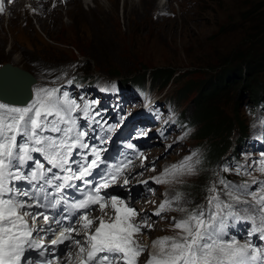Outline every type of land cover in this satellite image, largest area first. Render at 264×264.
Masks as SVG:
<instances>
[{
  "label": "rangeland",
  "instance_id": "rangeland-1",
  "mask_svg": "<svg viewBox=\"0 0 264 264\" xmlns=\"http://www.w3.org/2000/svg\"><path fill=\"white\" fill-rule=\"evenodd\" d=\"M41 1L47 5L38 13L31 1L25 0V12L10 13L9 17L3 11L0 17V63L14 61L12 64L19 63L39 78L35 92L40 87H57L67 77L82 76V68L87 66L88 75L116 76L119 81L146 79L156 94L175 97L183 128L173 125L159 140L150 139L158 136L155 134L146 137L153 146H148L147 155L136 163L138 167L125 172L132 182L121 184L118 193L140 213L137 222L147 216L152 225L139 235L142 244L144 235L154 240L176 234L171 218L182 213H154L175 192L183 193L191 201L184 206L191 208L195 196L184 188L189 182L211 186L216 181L217 160H210L213 154L219 156L234 145L237 155L228 161L233 178L258 190L254 181H264V173L254 162L264 158V150L251 142L243 146L240 129L246 127L247 137L254 138L264 124V0H96L86 8L77 0H57L58 6L70 8L69 15L63 7L51 17L48 11L54 0ZM57 13L59 18L53 19ZM244 56L250 74H244L243 66L238 68ZM217 78L221 85L210 104H199L201 93ZM132 100L125 97V101ZM134 108L132 102L123 105L124 113ZM217 123L221 127L213 129ZM149 130L150 126L138 134ZM193 151L202 161L196 175L184 176L179 183L155 182L153 178L161 177L166 167L179 164ZM235 160L242 173L249 174L238 175ZM141 179L151 184L139 182ZM99 213L95 205L91 214ZM147 258L145 252L141 261Z\"/></svg>",
  "mask_w": 264,
  "mask_h": 264
},
{
  "label": "snow or ice",
  "instance_id": "snow-or-ice-1",
  "mask_svg": "<svg viewBox=\"0 0 264 264\" xmlns=\"http://www.w3.org/2000/svg\"><path fill=\"white\" fill-rule=\"evenodd\" d=\"M4 6L5 0H0V12ZM91 111L88 102L81 107L58 87L37 88L35 99L23 107L0 103V264H59L55 255L59 245L76 248L75 253L68 252L67 264H264V246L251 240L255 236L264 241V181H254L259 188L249 191L247 183L235 184L219 173L207 189L206 204L185 207L191 201L181 192L165 199L154 215L171 210L182 213L171 218L178 231L153 240L150 248L142 244L139 235L152 227L147 216L137 222L136 208L106 191L131 161L109 164L105 149L87 142L89 132L75 114L82 112L85 119H93ZM100 142H105L103 137ZM201 163L193 151L153 179L158 184L179 183L184 176L196 175ZM254 163L264 173V158ZM241 169L235 167L238 175L249 174ZM222 171L229 172V166ZM94 174V179H87ZM128 182L125 178L124 183ZM68 189L80 192L82 198L70 200ZM93 205H98L101 215H91ZM40 218L43 224L38 227ZM66 221L70 223L65 226ZM231 221L250 223L249 239L241 242L229 236ZM41 232L54 236L49 241L54 247L44 244ZM30 252H36L37 258ZM49 252L52 258L42 260ZM145 252L148 258L141 261Z\"/></svg>",
  "mask_w": 264,
  "mask_h": 264
},
{
  "label": "bare ground",
  "instance_id": "bare-ground-1",
  "mask_svg": "<svg viewBox=\"0 0 264 264\" xmlns=\"http://www.w3.org/2000/svg\"><path fill=\"white\" fill-rule=\"evenodd\" d=\"M24 1L25 0H12V2L11 3H8L7 2V0H5V6H4V8H5V12L6 13H8V16L10 15V13H18V12H20V11H22V12H25V7H24ZM31 1V3L33 4V7H34V11H35V13H38V12H40V11H42V10H44L45 8H46V3H44V2H42L41 0H30ZM50 2H52L51 0H49ZM56 1L57 0H54L52 3H53V7L48 11V15L51 17L52 15V13L54 12V10H56L58 13H59V11H60V9H62L63 7L64 8H66L67 10H66V13L69 15V12H70V8L69 7H65V6H62V5H57L56 4ZM124 1V0H123ZM90 2H92V4H93V2H97L96 0H77V3H80L79 5H81V7L82 8H86L87 6H89L90 4ZM130 2V1H129ZM97 4V6H98V3H96ZM67 5H69V3L68 4H66V6ZM62 6V7H61ZM70 6V5H69ZM91 6V5H90ZM95 6V5H94ZM1 13L2 12H0V17H1ZM21 13V12H20ZM58 13H57V15H58ZM15 15V14H14ZM57 15H55V17H52L53 19L54 18H59V15L57 16ZM22 16V15H21ZM10 17V16H9ZM70 17V16H69ZM15 18V17H14ZM48 18V17H47ZM1 19V18H0ZM9 20V19H8ZM48 20H45V21H42V22H47ZM1 26H2V24H0V28H1ZM1 32V31H0ZM2 37V36H1ZM4 38V37H3ZM10 63H13V62H11V61H9ZM15 62H17V60L15 61ZM18 66H20V67H23L22 65H20L19 63H16ZM27 69H29V68H27ZM152 130H154V128H152ZM158 137H160V136H156V137H153V138H150V139H156V140H159V138ZM149 138L148 139H146L145 140V142L143 143V146H142V148L140 149V151H141V153H143L144 154V156H142L140 159H138L135 163H134V165H132L131 167H129V168H127L125 171H124V174L122 175V177H120V179L115 183V184H113V185H111V187L108 189L109 190V192L111 193V195H117L118 196V193H120V191H121V184H125L124 183V179H125V177H126V175H127V173H125V172H127V171H129V170H131L132 168H134V167H138V163H139V161H141V159H143L147 154H146V151L148 150L147 148H148V146H153V143L151 144L150 142L151 141H149L150 140ZM155 140V141H156ZM154 152H155V150H154ZM138 162V163H137ZM137 163V164H136ZM138 169V168H137ZM149 169L150 168H148L147 169V171H149ZM140 170V169H139ZM144 173V172H143ZM141 174V173H140ZM139 174V175H140ZM122 178V179H121ZM128 181H129V179H128ZM130 182H132V180L131 181H129L127 184H129ZM147 183H149V184H151V181H146ZM133 187H135V186H133ZM152 199V198H151ZM126 202H128V201H126ZM147 204H148V202H147ZM95 207V206H94ZM94 207L92 208L93 210H94ZM92 210V211H93ZM108 211H109V214L111 215V210L110 209H108ZM96 214H98V213H96ZM100 215H101V213H99ZM145 214V213H144ZM149 214V213H148ZM92 216H93V214H91ZM94 217V216H93ZM139 217V216H138ZM137 219V218H136ZM139 219V218H138ZM141 220V219H140ZM147 221H148V219H147ZM40 222H43L42 220L40 221ZM149 223V222H148ZM39 227V226H38ZM42 236H44L45 238H44V244H46L47 243V241H49V239H51V238H53L54 236L53 235H51V236H49V237H46L47 235H45L43 232H41L40 233ZM139 237H141V236H139ZM139 237H138V239H139ZM78 238H80V239H82V236H76V239H78ZM155 240V239H154ZM153 241V238H151V237H148V236H146V235H144V242H145V244L146 245H148L149 246V248H150V246H151V242ZM66 244L67 245H71V242H66ZM65 245H59V250L58 251H56L55 252V255L57 256V257H59V264H67V254H68V252L69 251H71L72 250V246H69V247H64ZM61 250H63V251H61ZM71 252H73V251H71ZM47 256H48V258H52V253L51 252H49L48 254H47Z\"/></svg>",
  "mask_w": 264,
  "mask_h": 264
},
{
  "label": "water",
  "instance_id": "water-1",
  "mask_svg": "<svg viewBox=\"0 0 264 264\" xmlns=\"http://www.w3.org/2000/svg\"><path fill=\"white\" fill-rule=\"evenodd\" d=\"M35 79L30 71L9 61L3 62L0 65V97L13 102L26 101Z\"/></svg>",
  "mask_w": 264,
  "mask_h": 264
},
{
  "label": "trees",
  "instance_id": "trees-1",
  "mask_svg": "<svg viewBox=\"0 0 264 264\" xmlns=\"http://www.w3.org/2000/svg\"><path fill=\"white\" fill-rule=\"evenodd\" d=\"M245 58H241L240 60V63H239V70H240V67L241 66H243V71H244V74H250V71H248V69H247V65H246V63H247V59H246V56H244ZM84 62V61H83ZM83 62L81 63V68H82V65H83ZM87 66H85V67H83L82 68V71H84V75H82V76H78L79 78L78 79H76V80H78V81H82L84 78H87V77H89V76H87L88 74H86V70H87ZM171 72V71H170ZM169 72V73H170ZM185 72V70L183 71V72H181V73H184ZM253 72V71H252ZM255 72V71H254ZM253 72V73H254ZM169 73L168 74H166L165 75V78L167 79L168 77H169ZM179 74V73H178ZM252 75H254V74H252ZM245 77H243V83H245ZM128 80V79H127ZM223 80H226L225 79V77L223 78ZM123 82H124V80H122ZM222 81V80H221ZM221 81H220V79L219 78H217V80L216 81H214V82H210L209 83V85L206 87V90L205 91H203L202 93H201V95H200V98H198V103L199 104H210V101L213 99V97H214V95H215V92L218 90V88L220 87V85H221ZM247 84V83H246ZM190 91H192V90H188L187 92H190ZM186 95L181 91V97H185ZM208 107H210L211 108V106H208ZM192 121L193 122H196V120L194 119V117H193V119H192ZM214 127H213V129H219L220 127H221V123H217V124H215V125H213ZM246 128V127H245ZM244 128V126H243V129H240V132H241V135L243 134V136H244V139H245V141H244V145L243 146H245V144L247 143V141H246V138L248 139V137H247V134H248V132H247V129H245ZM201 136H203V135H200V137ZM237 152H238V149H236L235 150V152H234V154L235 155H237ZM221 155V154H220ZM220 155L218 156V153H216V154H213L212 156H210V160H212V162H216V160L218 161L219 160V157H220ZM209 162H211V161H209ZM221 177H225L224 176V174L222 173V174H219ZM210 186H206V185H204V186H196V184L194 183V182H189L188 183V186L187 187H185L184 189L186 190L185 192H188L191 196H195V202H197V199H200V198H203L204 196H207L208 195V192H207V189L209 188ZM194 202V203H195Z\"/></svg>",
  "mask_w": 264,
  "mask_h": 264
}]
</instances>
